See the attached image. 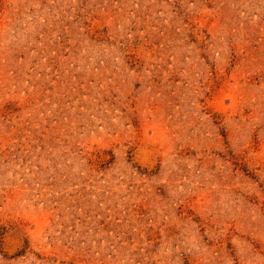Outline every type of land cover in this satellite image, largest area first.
<instances>
[{
	"label": "rangeland",
	"instance_id": "rangeland-1",
	"mask_svg": "<svg viewBox=\"0 0 264 264\" xmlns=\"http://www.w3.org/2000/svg\"><path fill=\"white\" fill-rule=\"evenodd\" d=\"M0 264H264V0H0Z\"/></svg>",
	"mask_w": 264,
	"mask_h": 264
}]
</instances>
